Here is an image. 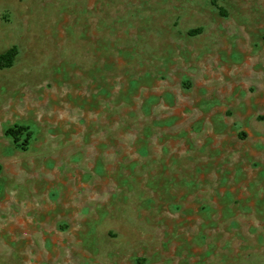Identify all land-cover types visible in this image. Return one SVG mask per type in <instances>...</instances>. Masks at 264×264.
<instances>
[{"label": "rangeland", "instance_id": "rangeland-1", "mask_svg": "<svg viewBox=\"0 0 264 264\" xmlns=\"http://www.w3.org/2000/svg\"><path fill=\"white\" fill-rule=\"evenodd\" d=\"M10 50L0 264H264V0H0Z\"/></svg>", "mask_w": 264, "mask_h": 264}, {"label": "trees", "instance_id": "trees-1", "mask_svg": "<svg viewBox=\"0 0 264 264\" xmlns=\"http://www.w3.org/2000/svg\"><path fill=\"white\" fill-rule=\"evenodd\" d=\"M16 56L17 53L15 50H10L6 54L0 55V68L11 67ZM23 129L24 128L22 127H19L17 130L11 128L7 130V133L11 135L14 139H17V136L21 134Z\"/></svg>", "mask_w": 264, "mask_h": 264}]
</instances>
